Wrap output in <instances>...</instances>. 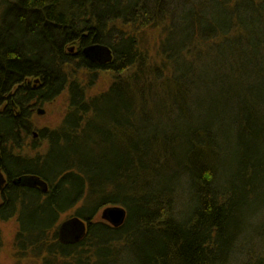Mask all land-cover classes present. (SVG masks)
Instances as JSON below:
<instances>
[{
  "label": "trees",
  "instance_id": "trees-1",
  "mask_svg": "<svg viewBox=\"0 0 264 264\" xmlns=\"http://www.w3.org/2000/svg\"><path fill=\"white\" fill-rule=\"evenodd\" d=\"M0 11L5 164L51 185L45 199L20 192V255L264 264L254 239L264 226V0H0ZM156 26L153 58L139 33ZM93 44L112 49L110 64L83 55ZM103 72L110 87L89 97L85 76ZM67 88V116L44 131L48 152L13 156L32 134V109ZM80 201L86 233L62 243L59 218ZM109 206L125 208L121 225L96 220Z\"/></svg>",
  "mask_w": 264,
  "mask_h": 264
},
{
  "label": "rangeland",
  "instance_id": "rangeland-1",
  "mask_svg": "<svg viewBox=\"0 0 264 264\" xmlns=\"http://www.w3.org/2000/svg\"><path fill=\"white\" fill-rule=\"evenodd\" d=\"M195 1V0H194ZM197 1V0H196ZM228 3L232 6L236 4L239 0H227ZM2 20L1 11H0V21ZM142 37L140 40L141 44H143L146 49L150 52L152 57H157L158 53L156 52L159 46V41L162 36V26H156L147 30H144L143 33H139ZM78 47V46H77ZM68 51L73 55L76 54V50L71 52L70 49ZM90 73L85 76V83L86 89L88 90L89 97H95L104 93L108 90L111 85L113 79V73L110 72H103L99 73V76L94 79L91 77ZM90 80V83L88 82ZM91 80L94 81L91 83ZM70 94L67 88L66 91L60 93L54 100H50L45 104L37 105L33 111L32 121L34 122V128L32 132L35 133H43L45 129L53 130L59 127L65 117L67 116L68 111L70 110ZM44 110V113H40L39 110ZM45 133V132H44ZM32 136V134H31ZM35 137L36 147L32 148L29 146L33 144V141L27 139V143L22 149L20 150L21 154L29 157H35L37 155H45L48 152V142L47 138L40 135L33 136ZM30 142V143H29ZM15 150V149H14ZM15 152H19L17 149ZM36 163V162H34ZM32 165V164H31ZM34 165V164H33ZM83 204L82 201L78 203L73 209L70 211L62 214L59 218V224H61L66 219L72 217L75 214V210L81 207ZM103 210H101L96 220H103ZM106 220V219H105ZM2 232H3V245L0 249V264H41V261L38 259L33 258H23L25 255H20V250L17 246V242L15 241L16 235L19 231V224L17 221V217L7 220L1 224ZM253 229V227H252ZM255 231L259 233L257 236L254 237L260 244V252L264 255V226L262 224L261 219L257 221L255 224ZM253 237V234L250 235ZM16 242V243H15ZM259 247V246H258ZM257 250V251H258ZM26 257V256H25ZM243 260V259H242ZM235 264H244V262L238 261Z\"/></svg>",
  "mask_w": 264,
  "mask_h": 264
},
{
  "label": "flooded vegetation",
  "instance_id": "flooded-vegetation-1",
  "mask_svg": "<svg viewBox=\"0 0 264 264\" xmlns=\"http://www.w3.org/2000/svg\"><path fill=\"white\" fill-rule=\"evenodd\" d=\"M98 45H101L104 47L106 46L104 44H98ZM107 47H109V46H107ZM77 49H78V47L75 45L70 47L71 52H73L75 50L77 51ZM111 51H112V49H111ZM75 53L77 54V52H75ZM76 54H73V55H76ZM83 55L90 62L94 63L95 65L101 66V67H105L106 65L110 64L112 62V59H113V51H112V57L110 60H108L109 57L105 53H99L97 56H95V58L87 57L85 55L84 51H83ZM38 83H39V81H36L34 84L36 85ZM46 102H48V101H44L40 104H45ZM40 104H38V105H40ZM34 109L35 108H33L32 110L34 111ZM39 112L42 114V113H44V110L40 109ZM45 131H46V129H45ZM37 134L39 137L41 135L45 138L44 131L42 134L32 132V136H30V138H28V140H30V142L33 141L32 145L29 142L30 143L29 146H32V148L36 147L35 137H33V136L34 135L37 136ZM10 148L11 147H7V149H10ZM17 150L19 152H15L16 149L13 150L14 151L13 156H17V157L21 156V158H23V157L34 158V157H29V156H25V155L21 154V152H20L21 149H17ZM37 156H35V157H37ZM22 162H26V161H22ZM28 162H31V161H28ZM5 163H6V161H5L4 148L2 145H0V249L3 245V243H2L3 232H2V227H1V224L3 222H6L7 220H10L12 218L17 217V221L19 224V231H20V220H19L20 210L19 209H20V196H21L20 192H21V190H25V189L37 190L41 194L42 199H45L51 191V185L49 184V182L47 180H45L39 174L33 173L30 169H27V170H25L23 172H19V173H14V171L10 170V168L8 166H6ZM7 164H9V162ZM75 218H80L81 220H83L85 222L84 219H82L81 217L74 214L72 217L66 219L61 224L58 223V226H57L58 238H59V241H61L62 243H65V244L75 243L74 239H72L70 242H68V240L66 239L68 237L74 238V236L76 234H79V232L81 230V229L79 230V228H75L72 226L71 223ZM86 224H87V222H86ZM63 228L67 232H63ZM19 231L16 235V239H15L16 242H17ZM83 236L76 242H79L83 238ZM16 244H18V242ZM29 256H30V258L37 259V257L32 253H29ZM27 257H23V258H27Z\"/></svg>",
  "mask_w": 264,
  "mask_h": 264
},
{
  "label": "water",
  "instance_id": "water-1",
  "mask_svg": "<svg viewBox=\"0 0 264 264\" xmlns=\"http://www.w3.org/2000/svg\"><path fill=\"white\" fill-rule=\"evenodd\" d=\"M84 53L89 58H95V56H97L99 53L107 54L109 57L108 60H110L112 57V51L109 47H107V46L104 47V46H101L98 44H93V45L86 47L84 49ZM126 216H127V212H126L125 208H123L121 206H109V207L105 208V210L103 211V217L105 219H107L114 226L121 225L125 221ZM71 224L73 227L79 228V230L80 229L81 230H80L79 234H76L74 236V238L68 237L66 239L68 240V242H70L72 239H74V241L76 242L83 235H85L86 230H87V224H86V222H84L80 218H75ZM64 228H63V232H67L64 230Z\"/></svg>",
  "mask_w": 264,
  "mask_h": 264
}]
</instances>
